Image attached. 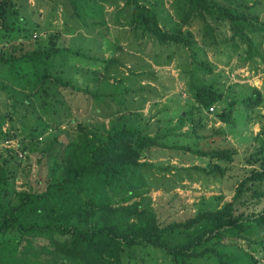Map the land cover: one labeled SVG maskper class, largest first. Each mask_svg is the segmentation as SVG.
<instances>
[{"label": "trees", "instance_id": "16d2710c", "mask_svg": "<svg viewBox=\"0 0 264 264\" xmlns=\"http://www.w3.org/2000/svg\"><path fill=\"white\" fill-rule=\"evenodd\" d=\"M164 1L70 3L87 29L97 20L106 23L105 7L115 5L122 12L129 10L128 30L136 39L190 50L193 67L187 91L194 103L191 117L181 113L180 128L187 120L199 124L205 110L226 100L224 93L201 75L213 69L194 48V35L184 27L197 26L201 48H210L220 43L216 29L227 26L230 36L221 42L244 63L257 58L264 64V19L246 0H170L176 23L167 27L160 14ZM23 19L29 20L21 15L16 0H0V43L7 49H0V142L19 140L23 152L35 153L44 165L56 144H64V150L42 176V184L38 181L41 186L29 183L20 191L11 190L16 176L10 178V162L0 165V264H130L139 259V250L144 264L210 260L259 264L264 260V209L238 213L236 204L248 190L253 189V196L264 197V125L257 135L260 146L248 159L261 167L253 168L239 182L231 201L222 206L201 201L193 216L163 222L154 209L133 200L149 190L143 169L174 170L146 157L156 148L172 147L161 141L172 129L157 134L159 128L145 120L140 111L147 99L128 98L131 91L124 86L126 76L118 75L116 66L121 62L116 57L96 54L89 45L74 47L57 41L23 53L10 49L18 39L33 36L35 29L29 31L30 27L21 23ZM89 78L97 86L89 85ZM77 94L97 111L108 105L107 101L119 105L106 115L111 118L108 126L92 128L80 123L72 132L65 127L77 120L73 108ZM239 100L253 111L263 104L264 97L260 89L253 88L241 99L225 101L230 106L218 117L224 122L233 119L231 105ZM183 148L210 157V171L195 168L216 176L225 175L229 167L223 162H234L237 154L235 147L228 146ZM12 157L18 159L17 152ZM239 240L245 241L247 248Z\"/></svg>", "mask_w": 264, "mask_h": 264}, {"label": "rangeland", "instance_id": "374dc122", "mask_svg": "<svg viewBox=\"0 0 264 264\" xmlns=\"http://www.w3.org/2000/svg\"><path fill=\"white\" fill-rule=\"evenodd\" d=\"M220 1L225 2V0ZM246 1L249 5L253 4V10L264 19V0ZM123 3L121 1V7ZM16 4L21 15L29 19L27 21L23 19L21 23L29 26V31L32 29L35 31L29 39L15 40L16 43L11 45L10 49L23 53L37 48L43 49L57 41L74 47L87 48L89 45L90 48L98 51L96 54L116 57L121 62L116 66L119 69L118 75L126 76L124 86L131 91L127 95L128 98L135 97L134 99L138 101L147 99L140 111L143 112L145 120L147 119L153 127L159 128L157 134L167 133L169 128L172 129L161 139L172 147L156 148L146 157L157 165L175 167L174 170L143 169L149 190L143 191L142 195L133 200L140 201L143 207L154 209L163 222L183 220L193 216L200 207L201 201L219 206L231 201L239 182L247 177L253 168L261 167L258 162L250 164L248 159H251L252 153L260 146L257 135L264 125V102L255 110L248 111L239 100L236 105H231L235 109L233 119L224 122L218 117L225 107L230 106L225 101L241 99L251 93L253 88L260 89L264 97V64L257 58L253 63H244L230 47L221 42L223 38L230 36L227 26L222 25L216 29L220 43L210 48H201V32L197 26L184 27L185 31H190L194 35L197 42L194 48L213 69L212 72H201V75L223 92L226 100L214 104L213 111L205 110V118L199 124L193 125L187 120L178 128L182 114L187 117L192 116L190 109L194 103V99L187 91L188 76L193 67L189 49L179 45L161 46L151 40L145 42L146 39H136L128 30L129 10L122 12L115 5H106V23L97 20L88 30L80 23L70 0H16ZM160 14L163 25L174 26L176 17L170 7V0H165L160 6ZM2 46L3 44L0 43V49L3 48ZM170 56L172 59L168 63ZM111 81L117 83L116 78ZM93 82L89 78V85L97 86V83ZM139 87L143 88L138 89ZM107 103L108 105L101 111H97L96 106L88 102L84 96L75 95L73 108L77 120L72 124H66L65 127L72 132L80 123L88 124L92 128L108 126L111 118L106 115L116 111L119 105L113 100ZM185 145L202 150L219 146L235 147L237 154L234 162H223L229 167L225 175L216 176L196 169L195 166H198L210 171L213 161L208 156H201L195 151L184 149ZM23 146L24 144L17 139L0 142V165L9 161L13 172L10 178L12 179L14 174L16 176L11 180L12 191L27 188L29 183L42 184L40 181L42 176L47 174L48 167L60 158L64 150V144H56L44 165L38 162L39 156L35 153L23 152ZM15 152L18 154V159L12 157ZM41 184L39 183L40 186ZM252 191L253 189L248 190L242 201L236 203L238 213L248 214L264 209V197L253 196ZM237 242L243 248H247L245 241ZM136 254L139 259L130 264H144L141 260L142 251L139 250ZM159 261L161 262L162 258ZM197 264H217V262L210 260ZM259 264H264V260Z\"/></svg>", "mask_w": 264, "mask_h": 264}, {"label": "built area", "instance_id": "2783aa9c", "mask_svg": "<svg viewBox=\"0 0 264 264\" xmlns=\"http://www.w3.org/2000/svg\"><path fill=\"white\" fill-rule=\"evenodd\" d=\"M210 110H212V111H213V110H214V107H211V108H210Z\"/></svg>", "mask_w": 264, "mask_h": 264}]
</instances>
